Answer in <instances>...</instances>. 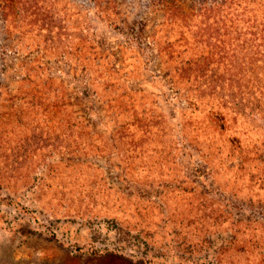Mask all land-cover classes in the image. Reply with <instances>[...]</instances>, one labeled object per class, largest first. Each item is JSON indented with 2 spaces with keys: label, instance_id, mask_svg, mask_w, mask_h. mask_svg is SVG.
Segmentation results:
<instances>
[{
  "label": "rangeland",
  "instance_id": "1",
  "mask_svg": "<svg viewBox=\"0 0 264 264\" xmlns=\"http://www.w3.org/2000/svg\"><path fill=\"white\" fill-rule=\"evenodd\" d=\"M53 1L0 15V264H264V52L175 71Z\"/></svg>",
  "mask_w": 264,
  "mask_h": 264
},
{
  "label": "trees",
  "instance_id": "2",
  "mask_svg": "<svg viewBox=\"0 0 264 264\" xmlns=\"http://www.w3.org/2000/svg\"><path fill=\"white\" fill-rule=\"evenodd\" d=\"M53 3L51 0H0V15L4 23L12 12L24 14V11H30L35 17L46 19L48 15L53 16ZM124 4L125 1L120 0H93L92 8H98L103 16L108 15L116 27L129 23L127 30L122 28L125 36L121 47L131 46L130 42L138 47L146 42L147 47H151L155 40L161 53L175 65V71L203 75V65L210 63L213 54H216L214 61L219 62L226 59L229 52L244 51L248 45H254V56L264 52V0H148L150 15L130 22L126 20ZM259 11L262 12L260 17L256 15ZM166 25L180 37L190 32L192 39L201 45L191 47L188 58H181L182 53L178 50L181 45H177L180 40L170 39L172 33L167 34V30L164 35H159Z\"/></svg>",
  "mask_w": 264,
  "mask_h": 264
}]
</instances>
